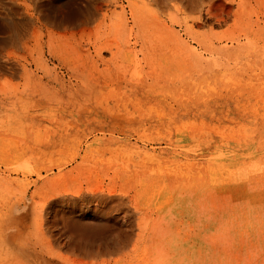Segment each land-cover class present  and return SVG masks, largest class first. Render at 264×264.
Listing matches in <instances>:
<instances>
[{
  "label": "rangeland",
  "instance_id": "obj_1",
  "mask_svg": "<svg viewBox=\"0 0 264 264\" xmlns=\"http://www.w3.org/2000/svg\"><path fill=\"white\" fill-rule=\"evenodd\" d=\"M226 2L94 0L91 111L0 113V226L62 264H264V0Z\"/></svg>",
  "mask_w": 264,
  "mask_h": 264
},
{
  "label": "bare ground",
  "instance_id": "obj_2",
  "mask_svg": "<svg viewBox=\"0 0 264 264\" xmlns=\"http://www.w3.org/2000/svg\"><path fill=\"white\" fill-rule=\"evenodd\" d=\"M112 1L100 0V4ZM152 1L169 6L172 0ZM183 1L204 10V19L215 5L227 3ZM93 3L94 0H0V113L13 111L18 104L44 102L54 103L59 109L64 103L70 112L79 113L83 107L82 113L91 111L98 91L91 64L98 13ZM200 15L201 12L197 22L203 21ZM101 82L108 85L106 77ZM26 219V215L12 213L9 225L0 226V245L9 246L5 258L14 263L30 260L62 264L51 250L23 237ZM70 245L78 246L77 241ZM88 248L92 246L86 247V253Z\"/></svg>",
  "mask_w": 264,
  "mask_h": 264
}]
</instances>
